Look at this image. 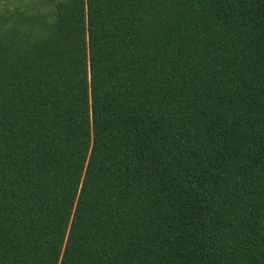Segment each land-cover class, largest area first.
Masks as SVG:
<instances>
[{
    "label": "trees",
    "instance_id": "1",
    "mask_svg": "<svg viewBox=\"0 0 264 264\" xmlns=\"http://www.w3.org/2000/svg\"><path fill=\"white\" fill-rule=\"evenodd\" d=\"M0 264H264V0L4 2Z\"/></svg>",
    "mask_w": 264,
    "mask_h": 264
},
{
    "label": "rangeland",
    "instance_id": "2",
    "mask_svg": "<svg viewBox=\"0 0 264 264\" xmlns=\"http://www.w3.org/2000/svg\"><path fill=\"white\" fill-rule=\"evenodd\" d=\"M26 1H28V0H26ZM4 2H7L8 5L11 4V0H1V1H0V8H2V5H3Z\"/></svg>",
    "mask_w": 264,
    "mask_h": 264
}]
</instances>
